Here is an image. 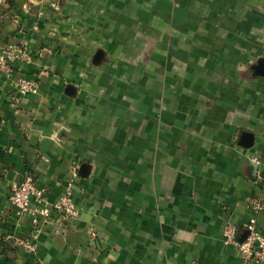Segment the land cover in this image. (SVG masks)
Segmentation results:
<instances>
[{
    "label": "crops",
    "instance_id": "1",
    "mask_svg": "<svg viewBox=\"0 0 264 264\" xmlns=\"http://www.w3.org/2000/svg\"><path fill=\"white\" fill-rule=\"evenodd\" d=\"M0 48V264L240 263L223 231L244 240L264 178V0H0Z\"/></svg>",
    "mask_w": 264,
    "mask_h": 264
},
{
    "label": "built area",
    "instance_id": "2",
    "mask_svg": "<svg viewBox=\"0 0 264 264\" xmlns=\"http://www.w3.org/2000/svg\"><path fill=\"white\" fill-rule=\"evenodd\" d=\"M12 60L7 50L0 48V72H11L9 62ZM35 83L28 79H21L18 83V92L27 94L35 91ZM258 164V161H255ZM44 192L37 188L35 180L31 175H25L21 181L15 184L9 194V202L19 213L28 212L33 203H39ZM53 208L62 218L69 220L78 216V209L71 200L70 192L63 193L54 203ZM252 217L248 219L245 229L246 237L243 241H238L236 229L227 223L224 227V244L233 246L239 251V264H264V234L257 228V218L264 214V178H261L260 191L258 197L253 201ZM42 215L48 216V211H41ZM16 245L24 248L28 252L34 251V246L27 241H16Z\"/></svg>",
    "mask_w": 264,
    "mask_h": 264
},
{
    "label": "trees",
    "instance_id": "3",
    "mask_svg": "<svg viewBox=\"0 0 264 264\" xmlns=\"http://www.w3.org/2000/svg\"><path fill=\"white\" fill-rule=\"evenodd\" d=\"M14 4V0H6V5L8 6V8H12Z\"/></svg>",
    "mask_w": 264,
    "mask_h": 264
}]
</instances>
